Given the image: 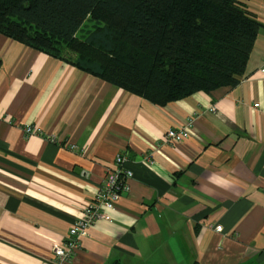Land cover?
<instances>
[{"label": "crops", "instance_id": "0c3cea01", "mask_svg": "<svg viewBox=\"0 0 264 264\" xmlns=\"http://www.w3.org/2000/svg\"><path fill=\"white\" fill-rule=\"evenodd\" d=\"M120 152L132 189L71 264H264V28L239 83L166 105L0 32V264L49 261Z\"/></svg>", "mask_w": 264, "mask_h": 264}, {"label": "trees", "instance_id": "16d2710c", "mask_svg": "<svg viewBox=\"0 0 264 264\" xmlns=\"http://www.w3.org/2000/svg\"><path fill=\"white\" fill-rule=\"evenodd\" d=\"M261 28L243 0H0L4 35L158 105L239 83Z\"/></svg>", "mask_w": 264, "mask_h": 264}, {"label": "built area", "instance_id": "2783aa9c", "mask_svg": "<svg viewBox=\"0 0 264 264\" xmlns=\"http://www.w3.org/2000/svg\"><path fill=\"white\" fill-rule=\"evenodd\" d=\"M258 105V104H256ZM215 109V108H214ZM188 124L169 128L166 133L168 141H182L190 136ZM26 133L37 132L33 126H26ZM145 159L153 164L150 156ZM126 156L123 153L116 155L115 165L105 175L103 182L93 198L83 208V215L73 219L72 225L68 229L66 238L58 242L53 247L52 258L44 264H71L73 257L81 248V238L88 233V229L96 221L102 219H110L109 211L114 209L119 200L132 189L133 172L126 168L124 163ZM209 227L222 232L224 226L221 223H210Z\"/></svg>", "mask_w": 264, "mask_h": 264}, {"label": "rangeland", "instance_id": "374dc122", "mask_svg": "<svg viewBox=\"0 0 264 264\" xmlns=\"http://www.w3.org/2000/svg\"><path fill=\"white\" fill-rule=\"evenodd\" d=\"M86 24V25H85ZM84 25H85V27H90V28H92L93 27V23H92V21L91 20H88V18L86 19V21L84 22ZM84 27V28H85Z\"/></svg>", "mask_w": 264, "mask_h": 264}]
</instances>
